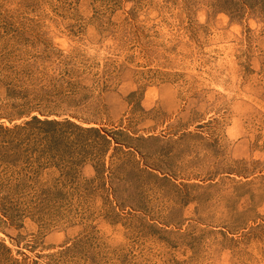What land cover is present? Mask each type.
Listing matches in <instances>:
<instances>
[{"label": "rangeland", "instance_id": "374dc122", "mask_svg": "<svg viewBox=\"0 0 264 264\" xmlns=\"http://www.w3.org/2000/svg\"><path fill=\"white\" fill-rule=\"evenodd\" d=\"M0 264H264V0H0Z\"/></svg>", "mask_w": 264, "mask_h": 264}]
</instances>
